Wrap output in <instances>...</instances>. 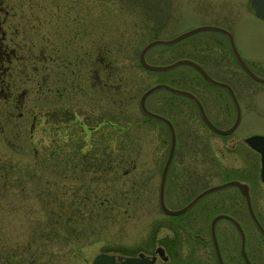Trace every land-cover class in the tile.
I'll use <instances>...</instances> for the list:
<instances>
[{"label":"rangeland","instance_id":"374dc122","mask_svg":"<svg viewBox=\"0 0 264 264\" xmlns=\"http://www.w3.org/2000/svg\"><path fill=\"white\" fill-rule=\"evenodd\" d=\"M41 1L2 0V4L5 7L10 2L18 3L32 11L35 21L40 17ZM202 1L207 0H135L108 11L111 21L105 36L109 39L106 64L111 95L121 97L115 104L110 102L109 118L126 124L128 145L125 160L118 153H111L108 180L89 182L85 179L89 174L82 172L81 164L78 172H69L64 178L53 167L57 153H47L49 166L41 169L36 163L38 131L34 134L35 143L30 145L36 146L37 152L32 148L22 152L20 140L14 137L17 130L5 123L4 116L0 117V264H91L98 252L121 257L140 252L149 255L163 243L167 245V260L158 257L153 264H217L209 222L219 212L232 215L241 223L247 254L253 264H263L264 238L235 187L209 192L179 214L165 213L159 205L158 182L170 136L163 123L140 109L143 90L158 82L190 90L202 102L209 119L222 128L228 127L235 115L223 88L207 83L191 67L183 64L168 70H148L139 62L141 48L152 39H170L199 25L221 27V22L196 12ZM29 2L35 3L29 7ZM20 11L17 16L24 17ZM233 32L239 53L247 61L254 60V72L264 76V20L246 13L233 24ZM99 36L96 34V40ZM217 38L218 31L201 30L171 44H157L145 55L149 63L158 65L178 58L197 61L214 79L232 86L241 111L234 131L222 136L203 122L189 98L164 88L147 96L146 107L168 118L177 136L164 202L168 208L177 209L208 186L232 178L245 179L250 183L253 211L264 227V182L259 178V157L244 143L248 135L264 134V83L240 69L232 74L223 72L214 49ZM32 57L34 67L15 73V99L20 107L0 106V114L4 108L12 111L13 121L21 122L31 112L55 111L64 103L53 87L44 95L36 67L38 58ZM98 58L101 56L95 55V63ZM96 96L95 119L102 103ZM21 133L27 137L28 125ZM7 136L15 143H9ZM8 162L16 163L13 169L7 168ZM143 178L144 186L140 184ZM199 222L204 226L198 232L206 244L192 254L189 249H193L192 235L196 232L193 226ZM215 236L224 264H242L239 234L233 224L219 219ZM186 239L190 240V247Z\"/></svg>","mask_w":264,"mask_h":264},{"label":"flooded vegetation","instance_id":"af4514ba","mask_svg":"<svg viewBox=\"0 0 264 264\" xmlns=\"http://www.w3.org/2000/svg\"><path fill=\"white\" fill-rule=\"evenodd\" d=\"M134 1L43 0L39 4L40 17L32 21L34 19L31 17L32 11H28L14 2L7 3L4 7L2 0H0V98H3L11 108L20 107L18 100L15 99V73L26 72L34 67L35 65L31 61H34L32 55H35L38 58L36 67L40 72V82L43 85L44 95L47 96V92L49 93L53 87L57 94L61 95L60 98L64 100V103L57 107L55 111L47 109L39 113L31 112L21 122L13 121L10 118L13 115L10 109L2 111V115L0 114V117H5L6 124H10L17 130L14 137L20 140L18 146L22 152L32 148L30 145L35 143L34 134L35 131H38L39 161H36V163L41 166V169L49 166L47 153H57V161L54 162L53 167L64 178L69 175V172L71 174L78 172L77 166L81 164L82 172L86 171L84 173L89 174L87 177L85 176V179L89 182H97L108 180L110 177L111 153H118V157L125 160V152L128 149L125 141L126 124L123 121L118 122L109 118L110 102L112 101L115 104L118 100H121V97L111 95L109 64H106L109 39H106L105 36L108 35L109 31L111 17L108 11L111 10V7L124 5L125 3L132 4ZM30 3L34 4L35 2H29V7L31 6ZM155 8L159 10L158 7ZM18 9L21 10L22 14H25L24 17L17 16L19 14ZM196 12H200L205 18L221 22L223 24L221 27L232 34L231 39L228 34L218 32L220 38L214 41V49L221 62L219 64L221 70L229 74L236 72L238 69L244 71L232 44L233 40L236 47L233 24L246 13L264 20L256 14L252 0L202 1V7L198 8ZM156 17L158 18V16ZM96 34L101 35L97 40ZM236 49L239 53L237 47ZM97 54L101 58H98L97 63H95V55ZM239 55L245 64L254 71L256 68V64H253L254 60L247 61L240 53ZM4 79L7 81L4 82ZM47 82L53 85L48 86ZM222 88L232 102L229 92L224 87ZM114 92V94H117V91ZM95 94L102 102L99 103L101 111L98 113L99 116L96 115V119L93 116ZM18 115L20 117L22 113L19 112ZM26 125H28V134L24 138L21 131ZM4 131L2 129V132ZM111 131L113 134H111ZM7 139L9 143H15L9 136H7ZM26 142L28 145L25 144ZM244 143L252 152L258 155L260 166L259 152L251 148L245 141ZM33 147V151L37 152L35 150L36 146ZM175 149L167 170L164 193L168 191L169 173L176 154ZM14 164L16 163L8 162L7 168L13 169ZM161 171L162 168L160 176ZM238 180L247 182L250 190L248 181L245 179ZM140 184L144 186V178ZM147 186L150 190L152 183L147 184ZM159 186L160 177L158 193ZM229 187H235L244 197L237 186L232 185ZM139 194H142V192L139 191ZM195 195H192L191 199ZM203 226L200 222L197 226H193L196 232L192 235L193 249H189L192 254L205 248V237L198 232ZM189 227L192 226L189 225ZM186 243L187 247H190V240L186 239ZM158 246L163 247L166 254L167 245L163 243V245H157L156 247ZM156 249L154 248L155 253L149 254V256H155ZM245 252L247 254L246 249ZM238 253L240 254V260L243 262L242 264H246L240 252V236ZM247 257L252 263L248 254ZM162 260H167V254ZM262 261L264 264V258Z\"/></svg>","mask_w":264,"mask_h":264},{"label":"water","instance_id":"95a60500","mask_svg":"<svg viewBox=\"0 0 264 264\" xmlns=\"http://www.w3.org/2000/svg\"><path fill=\"white\" fill-rule=\"evenodd\" d=\"M252 4L254 6L256 13L260 17L264 18V0H252ZM204 29H211V30H217V31L224 32V33L228 34V36L232 39L231 32L226 30L223 27L213 26V25H201V26L191 28L185 32H182V33L174 36L171 39L151 40L141 49V51L139 53L140 64L143 67L150 69V70H168V69H171L175 66L183 65V64L190 65V66L194 67L207 82H209L213 85L222 86L229 92V94L232 98V101L234 103L235 112H236L235 118H234V121L232 122V124L226 128H221V127L216 126L209 119V117L207 116L205 109H204L201 101L199 100V98L193 92H191L187 89L176 88V87H173V86L166 84V83H156V84H153L152 86L148 87L147 89H145L142 92V94L139 97V104H140V108L142 109V111L144 113H146L147 115L154 117L156 119H159L162 122H164L166 124V126L168 127L169 132H170L169 151H168L167 158L165 160V164H164L163 169H162L161 181H160V195H159L160 206L164 210V212H166L168 214H179V213L186 211L190 206H192L198 199H200L205 194L212 192L214 190H218L221 188H225V187L234 185V186H237L240 189V191L242 192V194L244 195L249 215H250L252 221L254 222V224L256 225V227L258 228V230L260 231V233L262 234V236L264 237V228L261 225V223L258 221V219L256 218V215L252 209L251 198H250V193H249V186L247 183L242 182L238 179H229V180H226L222 183L214 184L212 186L204 188L199 193H197L186 205H184L181 208H177V209L168 208L164 202V182H165V177H166V173H167L169 164L172 160V156L174 153V147H175V141H176L175 129H174L172 122L168 118H166L165 116H163L159 113L153 112L146 107V105H145L146 97L150 93H152L153 91L160 89V88H164V89H167L173 93L181 94V95L189 97L196 104V106L199 110L200 116L202 117L203 121L207 124V126H209L212 130H214L215 132H217L219 134L225 135V134L230 133L231 131L234 130V128L237 126V124L240 120V115H241L240 106H239L238 100L236 98V95H235L232 87L224 81L214 79L212 76H210V74L198 62H196L192 59H189V58H178L171 63L158 65V64H151V63L147 62L145 59V54H146L147 50L150 49L152 46L157 45V44H171V43H174V42L178 41L179 39L185 37L186 35H189L193 32H196L199 30H204ZM232 44L234 47V51H235L236 55L238 56L239 61L242 64L244 70L247 72V74L250 75L253 79H255L257 81L264 82V76H260V75L256 74L242 60L239 53L237 52V49L233 43V40H232ZM244 140L249 146H251L253 149H255L256 151H258L260 153V163H261L260 177H261V180L264 181V135L263 134H251V135L245 137ZM219 219H226V220H228L234 224V226L238 230L239 236H240V252H241V255H242L246 264H252L251 261L249 260V258L247 257L246 252H245V248H244L245 234H244V230H243L240 222L235 217H233L229 214H226V213H222V212L217 213L211 219V222H210V233H211V238L213 241V245H214L215 254H216L218 264H224L220 250H219V247H218L216 236H215V224ZM156 250L158 251L159 255H163V258L166 257L163 253L162 248H157ZM154 260H155V256L148 257V256H145L143 253H139L138 256H126V257L121 258V259H116V257L114 255L102 252V253H98L94 256L91 264H151Z\"/></svg>","mask_w":264,"mask_h":264},{"label":"trees","instance_id":"16d2710c","mask_svg":"<svg viewBox=\"0 0 264 264\" xmlns=\"http://www.w3.org/2000/svg\"><path fill=\"white\" fill-rule=\"evenodd\" d=\"M7 80H5L4 79V82H6ZM15 82H16V79H15ZM1 88V87H0ZM1 105H3V107H6L8 104L3 100V98H0V106ZM7 109H9V108H4L3 109V112L5 111V110H7Z\"/></svg>","mask_w":264,"mask_h":264}]
</instances>
